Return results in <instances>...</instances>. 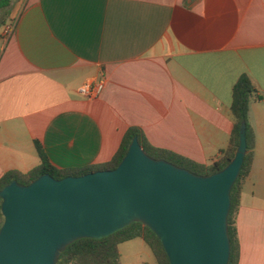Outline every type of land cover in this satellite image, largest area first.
Listing matches in <instances>:
<instances>
[{"label": "crops", "instance_id": "0c3cea01", "mask_svg": "<svg viewBox=\"0 0 264 264\" xmlns=\"http://www.w3.org/2000/svg\"><path fill=\"white\" fill-rule=\"evenodd\" d=\"M0 36V178L40 164L97 169L138 130L203 166L233 131L232 89L247 76L251 171L235 216L237 264H264V0H15ZM103 78L93 100L80 94Z\"/></svg>", "mask_w": 264, "mask_h": 264}, {"label": "water", "instance_id": "95a60500", "mask_svg": "<svg viewBox=\"0 0 264 264\" xmlns=\"http://www.w3.org/2000/svg\"><path fill=\"white\" fill-rule=\"evenodd\" d=\"M246 124L233 159L199 176L148 156L134 137L118 166L55 180L42 175L0 190V264H57L76 241L133 223L148 228L169 264H228L230 194L247 153Z\"/></svg>", "mask_w": 264, "mask_h": 264}, {"label": "trees", "instance_id": "16d2710c", "mask_svg": "<svg viewBox=\"0 0 264 264\" xmlns=\"http://www.w3.org/2000/svg\"><path fill=\"white\" fill-rule=\"evenodd\" d=\"M14 1L15 0H0V16L3 14L9 15L10 8ZM258 99L259 97L256 95L250 79L245 75L241 76L232 89V102L230 110L234 123L230 139V147L226 151H223V156L220 160L208 167L197 164L171 152L154 148L146 142L138 130L129 129L125 133L120 147L112 160L97 169L82 168L74 171L57 170L48 163L40 146L35 144V148L40 159L39 166L27 173H20L17 171H8L4 173L0 178V190L12 181H16L18 184L26 186L42 175H49L55 180H60L69 176L79 177L96 171L113 170L125 156L128 146L134 137H137L139 144L145 153L151 158L156 160H165L179 168L186 169L195 175L208 176L224 169L233 159L238 146L239 128L241 123L245 122L247 129V153L244 157L239 176L231 190V206L228 216V235L231 246L230 260L228 264H237L239 259V246L236 236L235 216L240 205L243 184L251 171L253 160L252 151L254 147L253 137L248 126L247 117L250 104ZM2 223L3 217L0 212V227ZM135 239H141L144 242L151 252L155 260V264H169L167 255L165 254V251L157 237L148 228L139 223H133L129 227L101 240L82 239L76 241L60 254L57 264H120L117 247L122 243Z\"/></svg>", "mask_w": 264, "mask_h": 264}, {"label": "rangeland", "instance_id": "374dc122", "mask_svg": "<svg viewBox=\"0 0 264 264\" xmlns=\"http://www.w3.org/2000/svg\"><path fill=\"white\" fill-rule=\"evenodd\" d=\"M6 19H8V15H1L0 23ZM117 250L120 264H155L151 252L141 239L122 243L117 247Z\"/></svg>", "mask_w": 264, "mask_h": 264}, {"label": "built area", "instance_id": "2783aa9c", "mask_svg": "<svg viewBox=\"0 0 264 264\" xmlns=\"http://www.w3.org/2000/svg\"><path fill=\"white\" fill-rule=\"evenodd\" d=\"M14 28V22H11L7 25H4L2 28L0 36L3 38H8ZM105 81L103 78H100L97 81H87L79 89L80 94L86 100L96 99L104 88Z\"/></svg>", "mask_w": 264, "mask_h": 264}]
</instances>
